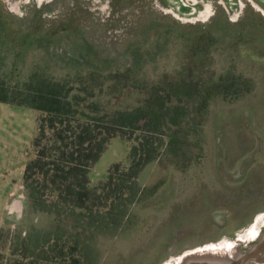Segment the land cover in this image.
Listing matches in <instances>:
<instances>
[{
    "label": "rangeland",
    "instance_id": "1",
    "mask_svg": "<svg viewBox=\"0 0 264 264\" xmlns=\"http://www.w3.org/2000/svg\"><path fill=\"white\" fill-rule=\"evenodd\" d=\"M240 21L253 33L239 48L252 92L234 104L211 107L205 135L214 147L206 180L190 184L198 180L190 170L181 193V175L170 171L168 184L137 209L131 225L101 240L95 264H178L186 252L235 241L264 213V0H0V38L13 33V39L18 32L39 39L36 47L24 50L19 62L24 72L33 67L63 70L85 55L124 65L137 53L157 56L144 65L146 70L183 69L195 55L211 62L207 69L214 73L233 43L211 33L222 27L231 34ZM166 27L174 37L165 51L156 50L151 45L157 31ZM23 43L27 47L32 38ZM40 115L30 107L0 102V230L26 226L24 172L34 157ZM131 145L120 136L110 140L90 175L91 187L106 180L114 165H129ZM167 173L153 165L145 178L156 181ZM9 241V236L0 240L5 261ZM243 245L247 250L249 244L240 249ZM171 259L176 262L168 263ZM69 261L54 255L42 264Z\"/></svg>",
    "mask_w": 264,
    "mask_h": 264
},
{
    "label": "trees",
    "instance_id": "2",
    "mask_svg": "<svg viewBox=\"0 0 264 264\" xmlns=\"http://www.w3.org/2000/svg\"><path fill=\"white\" fill-rule=\"evenodd\" d=\"M236 25L231 34L222 27L211 33L233 43L214 73L207 69L211 62L195 55L183 69L146 70L157 56L137 53L124 65L111 58L98 61L97 54L63 70L24 72L19 66L24 50L39 39L18 32L13 39V33L0 38V102L41 113L34 157L24 172L26 226L0 230V240L10 237V257L5 261L0 253V264H42L54 255L70 264H95L101 240L130 226L137 209L168 184L170 171L180 173L181 193L190 170L198 177L190 184L206 180L214 147L205 135L211 107L234 104L252 92L239 48L253 33L241 21ZM169 29H158L151 47L165 51L174 37ZM27 36L32 43L25 47ZM117 136L132 142L129 165H114L106 180L91 187L95 165ZM153 165L168 173L147 181L146 170Z\"/></svg>",
    "mask_w": 264,
    "mask_h": 264
},
{
    "label": "flooded vegetation",
    "instance_id": "3",
    "mask_svg": "<svg viewBox=\"0 0 264 264\" xmlns=\"http://www.w3.org/2000/svg\"><path fill=\"white\" fill-rule=\"evenodd\" d=\"M244 235V238H240V236ZM264 238V213L259 214L254 223L246 230L243 232H240L237 235V238L235 241L232 240H223L218 243H212V245H216L217 249L219 252L218 258H221L222 260L231 261L232 264L237 263V261H241L240 255H246L250 254L251 251L253 250V247L261 242V240ZM241 244H249L247 245V250L244 249V245L242 246L243 248L240 249ZM211 245V244H208ZM206 245L205 247H207ZM204 247V246H203ZM240 250V251H239ZM243 252H242V251ZM186 256L189 255L190 253H195L192 251L186 252ZM240 259V260H239ZM174 259H171L169 262H175L173 261ZM224 262V261H222ZM250 264H264V260H255L252 259L249 261Z\"/></svg>",
    "mask_w": 264,
    "mask_h": 264
},
{
    "label": "bare ground",
    "instance_id": "4",
    "mask_svg": "<svg viewBox=\"0 0 264 264\" xmlns=\"http://www.w3.org/2000/svg\"><path fill=\"white\" fill-rule=\"evenodd\" d=\"M241 237L244 238L245 236L242 235L240 236V238ZM215 248H217L216 245L214 246L211 244L208 247L197 248L195 250H192V252L195 253H190L187 256L185 255L187 253H185L182 256V262L178 264H182L184 261H186L187 264H232L231 261L226 262L225 260L218 258L219 251ZM240 259L241 261H237V263L235 264H250L249 261L252 259L264 260V238L261 240L259 244L253 247V250L251 251L250 254L240 255ZM174 261L176 262V260Z\"/></svg>",
    "mask_w": 264,
    "mask_h": 264
}]
</instances>
